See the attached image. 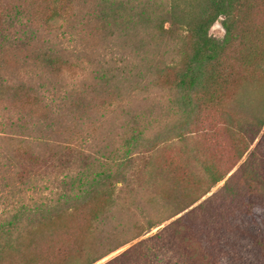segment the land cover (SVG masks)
Returning <instances> with one entry per match:
<instances>
[{
	"label": "trees",
	"instance_id": "1",
	"mask_svg": "<svg viewBox=\"0 0 264 264\" xmlns=\"http://www.w3.org/2000/svg\"><path fill=\"white\" fill-rule=\"evenodd\" d=\"M80 1L86 10L79 14L92 4L97 8V30L63 0L41 10L0 4V61L25 50L24 69L0 70V131L26 139L28 148H16L12 156L10 180L14 193L20 184L30 191L27 203L16 199L10 217L0 221V255L21 243L25 229L101 198L107 207L100 233L112 235L116 244L87 264L161 225L143 202L147 163L140 162L150 157V127L163 116L184 121L188 133L212 144L213 153L227 148L232 156L240 141L229 147L223 141L231 133L242 135L236 126L244 119L227 112L232 119L219 124L210 114L216 105L230 98L241 111L253 109L254 128L264 125V0ZM218 20L222 38L209 33ZM166 104L164 113L154 115ZM239 159L229 167L225 158L204 163L196 157L211 184ZM243 166L227 180L238 178L250 192L264 195L262 182L240 173ZM121 203L132 217L116 216ZM164 228L109 263L137 255L145 264H158L152 254ZM148 243L155 250L143 251Z\"/></svg>",
	"mask_w": 264,
	"mask_h": 264
},
{
	"label": "rangeland",
	"instance_id": "2",
	"mask_svg": "<svg viewBox=\"0 0 264 264\" xmlns=\"http://www.w3.org/2000/svg\"><path fill=\"white\" fill-rule=\"evenodd\" d=\"M52 1L0 0V4L4 6H7V3L10 6L22 4L30 9L41 10ZM63 1L66 6L74 8L75 11L72 12L78 14V19L80 17L90 19L89 29L97 30L100 27V23L95 19L97 8L94 4L87 8V12L79 14L80 10L84 9L80 0ZM209 33L216 38L223 37L221 20L212 25ZM12 53L18 54H12L0 61L2 72L25 68L23 57L25 50ZM166 90L160 89L161 92ZM166 107L167 104L165 107H156L154 115L157 112L164 113ZM142 109L146 112L148 107L143 106ZM252 111V108L241 111L228 98L210 112L219 124L220 119L223 122L232 119L231 115L237 117L239 121L244 119L236 126L243 129L242 135L231 133L223 141L225 146L230 145L231 141H240L238 150L234 151L235 156H232L234 154L229 153L227 148L225 152L223 151L224 154L219 149L213 153L212 144H208L207 139L200 134L188 133V127L182 120L171 121L163 116L160 125L150 127L155 147L150 157H145L140 162L141 165L147 163L141 173L144 179L141 193L144 204L156 215V219L162 221L161 225L119 246L92 264H111L109 263L111 259L118 257L139 240L147 239L164 226V230L161 231L163 242L161 245L157 243L159 245L156 254H152L158 258V261H152L158 264H264V195L250 192L238 178H236L238 181L235 178L227 180L239 165H244L240 169L242 170L240 173L245 170L243 177L264 184V125L254 128L251 120ZM227 112L231 115H223ZM143 115L148 116L147 113ZM148 121L143 125H148ZM222 134H225L224 130ZM244 147H247L245 151ZM16 148H28L26 139L0 131V191L2 190L0 221L2 218L10 217L13 211L12 204L16 199H21L19 204H25L30 194V191H25V185H18L16 193L12 187L14 183L10 180L13 175L11 163ZM237 156H240L238 163L215 184H211L202 170L201 163L196 161L198 157L204 163L212 161L222 163L219 160L225 158L229 162L222 165L230 167ZM121 194L124 196L122 192ZM106 207V201L101 198L96 203H82L74 208L60 210L34 228L25 229L21 243L16 244L8 253L0 255V264L91 262L116 244L114 240L109 239L112 235L108 238L100 233L102 228H106L98 222L102 221ZM128 208L129 205L119 204L116 216L132 217ZM96 213H100V217L94 221ZM23 221L26 223V217ZM152 249L155 250L154 244L148 243L143 251L148 252ZM116 264L145 263L136 255L131 262L122 259ZM146 264H152L151 260Z\"/></svg>",
	"mask_w": 264,
	"mask_h": 264
}]
</instances>
